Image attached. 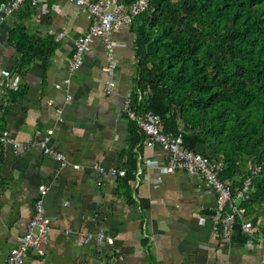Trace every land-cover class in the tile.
I'll use <instances>...</instances> for the list:
<instances>
[{
    "label": "crops",
    "instance_id": "crops-1",
    "mask_svg": "<svg viewBox=\"0 0 264 264\" xmlns=\"http://www.w3.org/2000/svg\"><path fill=\"white\" fill-rule=\"evenodd\" d=\"M3 17L1 9L0 75L8 73L11 79L6 95L0 82V104L7 105L0 111V132L7 129L17 140L35 144L52 130L49 145L66 155L67 164L38 144L5 152L0 147V264H9L11 250L34 215L41 184L49 187L51 218L46 264H264V215L247 243L215 236L208 215L216 196L206 192L204 180L168 171V152L146 144L137 124L120 115L127 97L147 112L139 105L137 22L115 32L117 85L108 93L101 38L94 39L76 72L68 69L75 37L91 24L84 7L40 0L38 6ZM17 23L25 24L31 48L38 49L23 65V54L8 41ZM61 32L65 35L58 38ZM70 76L69 91L56 88ZM137 91L139 103L133 97ZM95 164L105 171L98 173ZM112 169L126 174L113 175ZM88 229L105 231L114 244L77 245L78 234ZM25 264H40V257L33 253Z\"/></svg>",
    "mask_w": 264,
    "mask_h": 264
},
{
    "label": "trees",
    "instance_id": "trees-1",
    "mask_svg": "<svg viewBox=\"0 0 264 264\" xmlns=\"http://www.w3.org/2000/svg\"><path fill=\"white\" fill-rule=\"evenodd\" d=\"M134 1L120 0L124 7ZM7 2L0 0V11ZM135 22V103L182 131L186 147L223 160L234 192L261 165L242 203L257 224L264 214V0H152ZM8 41L23 54L21 65L37 55L23 23ZM248 238L239 220L233 240Z\"/></svg>",
    "mask_w": 264,
    "mask_h": 264
},
{
    "label": "built area",
    "instance_id": "built-area-1",
    "mask_svg": "<svg viewBox=\"0 0 264 264\" xmlns=\"http://www.w3.org/2000/svg\"><path fill=\"white\" fill-rule=\"evenodd\" d=\"M56 2L58 0H49ZM78 6L84 7L91 15V24L88 29L79 34L74 39L75 55L68 63L70 73L76 72L84 63L85 55L91 50L92 43L96 37L101 38L106 50L107 74L106 91L112 92L116 87L115 81L116 69L118 66L115 52L117 43L115 41V32L124 26H131L135 23L136 17L144 11L151 8L152 0H136L128 7H124L120 0H67ZM40 0H8L2 10L6 16L25 8L28 4L38 6ZM3 17V18H5ZM65 33H59L61 38ZM10 76L8 73L0 75L2 85L1 94L6 95L10 87ZM72 77H67L56 83V88L69 91ZM69 96V100L71 96ZM0 104V111L5 112L7 105ZM59 113L62 109H58ZM120 115L134 121L139 127L141 134L146 135L144 141L148 145L159 144L168 152L165 167L168 171L174 172L181 170L189 174L200 176L206 184V192L216 196V206L214 212L208 217L214 221V235L223 241L230 242L233 239L235 226L239 220H242V229L249 236L246 243L251 241L255 226L248 217L247 209L242 203L250 198L254 191L255 178L261 173V165H254L251 174L242 182V185L233 190V182L224 179L225 162L223 160L211 159L202 153L196 152L184 144L182 131H167L163 127V120L152 111L140 112L130 97H127ZM49 130L35 144H28L17 140L7 129L0 132V147L3 152L7 150H27L33 145H40L44 152L52 154L61 161L64 166L67 164L66 155L49 145L52 135ZM77 166V165H76ZM94 167L98 173L105 169L95 164ZM113 175L124 176L125 169H112ZM100 184L101 182L98 181ZM49 187L41 184L38 187V195L34 201V215L26 223L25 230L18 237L17 245L9 256V264H25L31 254L40 257V264H46V246L50 240L51 218L46 209V195ZM79 246H87L93 243L114 244V238L103 230L88 229L80 232L75 239Z\"/></svg>",
    "mask_w": 264,
    "mask_h": 264
},
{
    "label": "rangeland",
    "instance_id": "rangeland-1",
    "mask_svg": "<svg viewBox=\"0 0 264 264\" xmlns=\"http://www.w3.org/2000/svg\"><path fill=\"white\" fill-rule=\"evenodd\" d=\"M264 215V214H263ZM262 217H264V216H262Z\"/></svg>",
    "mask_w": 264,
    "mask_h": 264
}]
</instances>
